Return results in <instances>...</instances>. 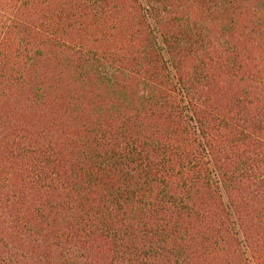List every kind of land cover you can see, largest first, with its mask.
Returning a JSON list of instances; mask_svg holds the SVG:
<instances>
[{"label": "trees", "instance_id": "16d2710c", "mask_svg": "<svg viewBox=\"0 0 264 264\" xmlns=\"http://www.w3.org/2000/svg\"><path fill=\"white\" fill-rule=\"evenodd\" d=\"M0 264H264V0H0Z\"/></svg>", "mask_w": 264, "mask_h": 264}]
</instances>
